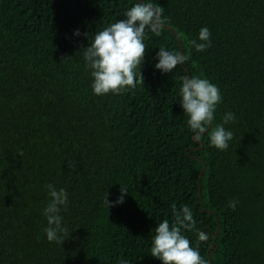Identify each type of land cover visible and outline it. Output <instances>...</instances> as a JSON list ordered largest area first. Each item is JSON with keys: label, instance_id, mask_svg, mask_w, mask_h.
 Instances as JSON below:
<instances>
[{"label": "trees", "instance_id": "trees-1", "mask_svg": "<svg viewBox=\"0 0 264 264\" xmlns=\"http://www.w3.org/2000/svg\"><path fill=\"white\" fill-rule=\"evenodd\" d=\"M134 2L0 0V264H162L154 230L185 204L209 234L207 264H264V0H153L174 32L148 34L144 83L96 96L82 49ZM202 27L212 46L196 52ZM176 35L189 60L161 73L154 58L180 53ZM197 75L223 95L210 131L237 117L227 151L188 127L179 90ZM50 183L69 193L62 246L44 231ZM121 187L125 202L105 207Z\"/></svg>", "mask_w": 264, "mask_h": 264}, {"label": "clouds", "instance_id": "clouds-1", "mask_svg": "<svg viewBox=\"0 0 264 264\" xmlns=\"http://www.w3.org/2000/svg\"><path fill=\"white\" fill-rule=\"evenodd\" d=\"M119 19L97 31L92 42L84 49L82 55L85 66L91 72L92 90L96 96L108 94L119 95L124 91L136 89L140 82L144 83L142 64L147 46L145 40L148 34L159 37L168 26L163 9L153 0H135L134 5ZM81 35L79 30L73 34ZM190 45L196 52H204L212 46V32L208 27H202L198 38L192 39ZM156 70L164 74H171L178 66L189 60L187 55L169 51L164 47L154 58ZM180 105L187 124L194 137L200 139L204 134L210 137V145L220 151H227L234 139V132L226 127L236 122L235 113L228 111L223 115L221 123L210 131V125L215 120L218 106L223 102V95L211 80L201 76L184 77L179 90ZM48 203L43 209L47 221L44 229L47 240L63 245L65 236H70L68 226L64 222L62 211L69 206V193L66 188L54 183L46 186ZM129 190L121 187L120 195L115 201L108 199V192L103 200L104 206L110 209L122 205ZM238 200H231L228 207L235 211ZM171 221L164 219L158 224L151 245V256L162 264H207L201 256L199 242L207 241L209 234L202 231L197 225L195 213L188 205L177 207L173 205ZM195 232L198 243L192 241L186 233ZM122 264H128L123 260Z\"/></svg>", "mask_w": 264, "mask_h": 264}, {"label": "water", "instance_id": "water-1", "mask_svg": "<svg viewBox=\"0 0 264 264\" xmlns=\"http://www.w3.org/2000/svg\"><path fill=\"white\" fill-rule=\"evenodd\" d=\"M54 1V3H55V0H53ZM166 29H168V30H170V31H172V32H174V30L173 29H171L170 27H166ZM176 37H177V40H178V42H179V47H180V53H182V46H181V42H180V40H179V37L176 35ZM210 128H211V125H210ZM195 142H197V143H199L200 144V147L197 149V150H201L202 148H203V142H201V141H199V140H196ZM194 159H197L198 160V158L197 157H193ZM204 170H205V168L201 171V173H200V175H199V181H200V178H201V176H202V174H203V172H204ZM218 229L219 228H217V232H216V234L218 233ZM215 234V235H216ZM209 259H210V256H209Z\"/></svg>", "mask_w": 264, "mask_h": 264}]
</instances>
